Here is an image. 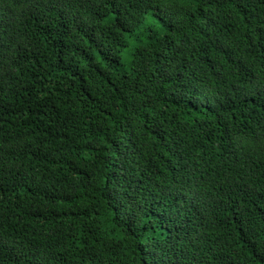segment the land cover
I'll return each mask as SVG.
<instances>
[{"label": "trees", "instance_id": "1", "mask_svg": "<svg viewBox=\"0 0 264 264\" xmlns=\"http://www.w3.org/2000/svg\"><path fill=\"white\" fill-rule=\"evenodd\" d=\"M0 264H264V0H0Z\"/></svg>", "mask_w": 264, "mask_h": 264}, {"label": "rangeland", "instance_id": "2", "mask_svg": "<svg viewBox=\"0 0 264 264\" xmlns=\"http://www.w3.org/2000/svg\"><path fill=\"white\" fill-rule=\"evenodd\" d=\"M145 23H154V19L152 17H150L149 15H147V18L145 20ZM134 40L130 39V47H127L123 52H122V60H123V64L124 66H128V63L130 61V49L131 46L133 45Z\"/></svg>", "mask_w": 264, "mask_h": 264}]
</instances>
